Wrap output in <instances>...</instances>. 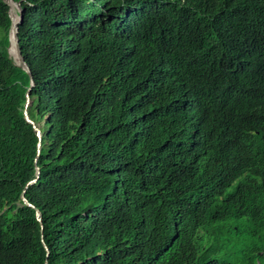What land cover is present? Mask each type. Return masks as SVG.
I'll return each instance as SVG.
<instances>
[{"label": "trees", "instance_id": "16d2710c", "mask_svg": "<svg viewBox=\"0 0 264 264\" xmlns=\"http://www.w3.org/2000/svg\"><path fill=\"white\" fill-rule=\"evenodd\" d=\"M15 1L35 86L0 0V264H231L233 234L262 262L264 0Z\"/></svg>", "mask_w": 264, "mask_h": 264}, {"label": "water", "instance_id": "95a60500", "mask_svg": "<svg viewBox=\"0 0 264 264\" xmlns=\"http://www.w3.org/2000/svg\"><path fill=\"white\" fill-rule=\"evenodd\" d=\"M6 2L10 5L9 15H10V19L12 21V27H11V33H10V45H9L10 52L13 55L14 59L16 60L17 64L20 65L23 69H25L31 76V85L28 89V94H27V96H28L27 105H30L32 102V98L30 96V93H31V89L35 86V82L33 80L32 71H31L27 61L25 60V58L23 56L21 45H20V40H19V36H18V27H19V24L23 20V7H22L20 2H16L15 0H6ZM11 49H13L14 52H12ZM17 57L19 58L20 62L17 61ZM25 117H26L28 122H30L34 125V128L36 129V131L39 135V138L41 139L42 138L41 128L30 117L27 110H25ZM39 145H41V144L39 143ZM39 174H40V167H38L37 177L30 180L28 182V185L35 183L37 181ZM22 199H23L25 204H27L29 206H34L33 204L30 203V201L28 200V198L24 194L22 196ZM36 214H37L38 219L41 221L42 215H41V211L39 209L36 210ZM45 246H46V249L49 251V248H48L46 243H45Z\"/></svg>", "mask_w": 264, "mask_h": 264}, {"label": "rangeland", "instance_id": "374dc122", "mask_svg": "<svg viewBox=\"0 0 264 264\" xmlns=\"http://www.w3.org/2000/svg\"><path fill=\"white\" fill-rule=\"evenodd\" d=\"M246 239H248L247 235H244V237L239 240L237 236L233 234V244L229 246L228 251L221 250L216 256L226 258L228 261L231 262V264H241V261L238 260L239 251L235 250V248L239 247L243 242H245ZM259 264H264V260L262 262L260 261Z\"/></svg>", "mask_w": 264, "mask_h": 264}, {"label": "clouds", "instance_id": "9594fccd", "mask_svg": "<svg viewBox=\"0 0 264 264\" xmlns=\"http://www.w3.org/2000/svg\"><path fill=\"white\" fill-rule=\"evenodd\" d=\"M237 181H238V180H236V181L233 183V185L231 186V188L237 183ZM205 239H207V237H206ZM239 240H241V237L239 238ZM228 241H229V240H228ZM228 241H226V242H228ZM226 242H225V243H226ZM225 243H224V244H225ZM224 244L222 245V249H221V250H224V249H223ZM214 254L217 255L218 253H215V252H214ZM240 255H241V252H239V256H240Z\"/></svg>", "mask_w": 264, "mask_h": 264}, {"label": "bare ground", "instance_id": "6f19581e", "mask_svg": "<svg viewBox=\"0 0 264 264\" xmlns=\"http://www.w3.org/2000/svg\"><path fill=\"white\" fill-rule=\"evenodd\" d=\"M16 18H17V17H16ZM17 59H18L17 61H18V62H20V60H19V58H18V57H17Z\"/></svg>", "mask_w": 264, "mask_h": 264}]
</instances>
